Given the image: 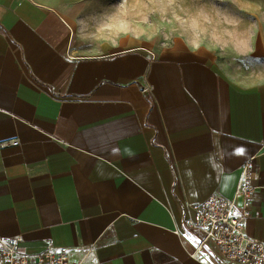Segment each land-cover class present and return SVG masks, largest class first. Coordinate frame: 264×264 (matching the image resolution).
Listing matches in <instances>:
<instances>
[{
	"label": "crops",
	"instance_id": "crops-1",
	"mask_svg": "<svg viewBox=\"0 0 264 264\" xmlns=\"http://www.w3.org/2000/svg\"><path fill=\"white\" fill-rule=\"evenodd\" d=\"M70 1L0 0V142H19L0 146V244L65 246L78 264H232L211 245L192 255L186 221L233 197L252 156L243 227L264 242V2L226 45L250 67L223 73L212 42L183 35L76 46L90 20Z\"/></svg>",
	"mask_w": 264,
	"mask_h": 264
},
{
	"label": "rangeland",
	"instance_id": "rangeland-1",
	"mask_svg": "<svg viewBox=\"0 0 264 264\" xmlns=\"http://www.w3.org/2000/svg\"><path fill=\"white\" fill-rule=\"evenodd\" d=\"M70 2L78 4L79 15L84 16L87 13L90 20L89 28L81 29L76 46L82 45L90 37L99 40L101 37L107 39L109 36L113 44L124 43L126 40L127 46H132L143 40L145 43L153 42L159 46L176 35H183L196 44H199L200 40L212 42V51L216 56L215 65L224 73L227 69L239 68V66L250 67L251 63L248 60L233 56L226 45L231 40V31L238 25V16H243L246 20L254 19L255 9H258L259 3L264 0H71ZM242 5L250 7L252 13L249 14ZM217 38L222 42L223 47H216ZM82 52L80 48L75 54L81 55Z\"/></svg>",
	"mask_w": 264,
	"mask_h": 264
},
{
	"label": "built area",
	"instance_id": "built-area-1",
	"mask_svg": "<svg viewBox=\"0 0 264 264\" xmlns=\"http://www.w3.org/2000/svg\"><path fill=\"white\" fill-rule=\"evenodd\" d=\"M150 57L154 53L146 50ZM17 139L0 142V146L18 145ZM253 157L240 165V175L235 194L231 198L211 194L193 205V216L186 226L199 235L192 255L206 245L218 250L221 257L232 264H264V242L248 236L243 222L250 214L251 198L255 186L252 183ZM236 196L241 197L239 213H235ZM21 237L0 244V264H78L72 260L65 246L48 247L34 255L19 251Z\"/></svg>",
	"mask_w": 264,
	"mask_h": 264
}]
</instances>
